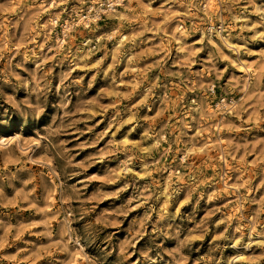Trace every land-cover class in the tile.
Masks as SVG:
<instances>
[{
    "label": "rangeland",
    "instance_id": "obj_1",
    "mask_svg": "<svg viewBox=\"0 0 264 264\" xmlns=\"http://www.w3.org/2000/svg\"><path fill=\"white\" fill-rule=\"evenodd\" d=\"M0 264H264V0H0Z\"/></svg>",
    "mask_w": 264,
    "mask_h": 264
},
{
    "label": "bare ground",
    "instance_id": "obj_2",
    "mask_svg": "<svg viewBox=\"0 0 264 264\" xmlns=\"http://www.w3.org/2000/svg\"><path fill=\"white\" fill-rule=\"evenodd\" d=\"M67 26V25H66ZM244 69H247V68H244Z\"/></svg>",
    "mask_w": 264,
    "mask_h": 264
}]
</instances>
